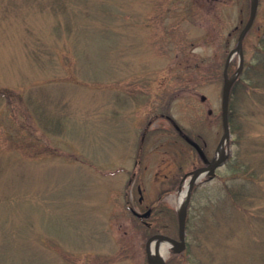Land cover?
<instances>
[{"label": "rangeland", "instance_id": "rangeland-1", "mask_svg": "<svg viewBox=\"0 0 264 264\" xmlns=\"http://www.w3.org/2000/svg\"><path fill=\"white\" fill-rule=\"evenodd\" d=\"M249 8L0 0V264H150V235L178 237L187 173L219 148L223 67ZM250 75L230 95L224 163L191 191L185 249L158 251L168 264H264V85L250 84L264 73ZM235 182L254 204L232 200Z\"/></svg>", "mask_w": 264, "mask_h": 264}, {"label": "water", "instance_id": "water-1", "mask_svg": "<svg viewBox=\"0 0 264 264\" xmlns=\"http://www.w3.org/2000/svg\"><path fill=\"white\" fill-rule=\"evenodd\" d=\"M257 5H258V0H250V8H249L248 17L238 33L235 46L228 52L226 59H225V63L223 67V83H222L221 101H220L221 123H222L223 132L220 137L218 151L206 165L196 167L189 172L190 176L187 180L188 185L186 188L185 198L179 204V207L177 209L178 238H174L172 236L165 235V234H154V235H151L146 240L145 247H146V253H147V260L150 264H168L165 260V257L159 255L158 253V244H159L158 241L160 239H163L166 242H168L169 246L172 247V249L176 252H179L185 248L186 213H187V206L189 203V198H190L191 188L193 186V183L198 181L200 177L205 174L212 176L215 173V169L219 167L220 165H222L224 159L227 157L223 143L225 140L228 139L229 134H230V131H229L230 92H231L232 85L242 68V63H243L242 52H241L242 40H243L245 33L248 31V29L252 25V22L256 15ZM235 53H238V65L234 73L231 75H228L227 67H228L229 61L231 60V58L233 57ZM201 99H204L203 95L201 96ZM133 212L137 216H146L149 214V210H146L143 213H139L136 211H133ZM150 247H152L153 252L150 250Z\"/></svg>", "mask_w": 264, "mask_h": 264}, {"label": "trees", "instance_id": "trees-1", "mask_svg": "<svg viewBox=\"0 0 264 264\" xmlns=\"http://www.w3.org/2000/svg\"><path fill=\"white\" fill-rule=\"evenodd\" d=\"M260 4H264V0H259ZM258 2V3H259ZM262 15V20H263V25H262V30H261V34L259 35L258 37V41H257V44H255L254 46V51H253V55H252V60L250 62H243V67L239 73V75L237 76L236 80L234 81L233 85H232V88H231V93L234 92V90L236 89V87L240 84H244V81H246V78L249 79L251 77H253L252 75H250V73H264V10L263 12L261 13ZM229 69V67H228ZM251 76V77H250ZM257 77H260V79L258 80V82H252L250 83L251 86L254 88L256 86H260V85H264V82L262 81V76H257ZM253 78H251L252 80ZM232 116V111L230 110V102H229V120ZM206 163L205 160H203L201 162V164H204ZM248 165L247 164H242L241 167H239V170H243L241 172H243L244 174L245 173H251L250 175L248 174H245L246 176H250L249 177H242V178H247V179H251L253 180L255 177L253 175V172H250L249 170H247L248 168ZM234 169H238V168H234ZM244 182H241V183H238V182H235V185L237 187V189L233 188L231 189L230 191V196L232 198V200L236 203H238V199L239 200V203L240 205L241 204H244V206H248V205H251V204H254L255 203V199L258 197L255 193L252 194L251 193V190L249 189V187L247 188H244ZM195 187V186H194ZM198 188V186H197ZM194 189V188H193ZM191 201V200H190ZM252 216H255V214H253Z\"/></svg>", "mask_w": 264, "mask_h": 264}, {"label": "bare ground", "instance_id": "bare-ground-1", "mask_svg": "<svg viewBox=\"0 0 264 264\" xmlns=\"http://www.w3.org/2000/svg\"><path fill=\"white\" fill-rule=\"evenodd\" d=\"M185 193H186L185 192V189L184 190H180V192H179V199H178L179 204L184 200ZM167 249H168V243L167 242H163V241L159 242V244H158V251L165 252V251H167ZM150 250L153 252L152 247H150Z\"/></svg>", "mask_w": 264, "mask_h": 264}, {"label": "flooded vegetation", "instance_id": "flooded-vegetation-1", "mask_svg": "<svg viewBox=\"0 0 264 264\" xmlns=\"http://www.w3.org/2000/svg\"><path fill=\"white\" fill-rule=\"evenodd\" d=\"M182 138H183V136H182ZM149 217V216H148Z\"/></svg>", "mask_w": 264, "mask_h": 264}]
</instances>
